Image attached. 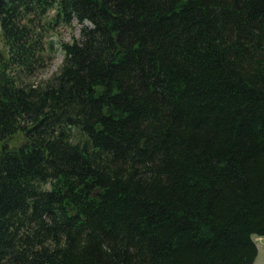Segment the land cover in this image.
<instances>
[{
	"label": "trees",
	"instance_id": "1",
	"mask_svg": "<svg viewBox=\"0 0 264 264\" xmlns=\"http://www.w3.org/2000/svg\"><path fill=\"white\" fill-rule=\"evenodd\" d=\"M0 35V264H254L264 0H0Z\"/></svg>",
	"mask_w": 264,
	"mask_h": 264
},
{
	"label": "rangeland",
	"instance_id": "2",
	"mask_svg": "<svg viewBox=\"0 0 264 264\" xmlns=\"http://www.w3.org/2000/svg\"><path fill=\"white\" fill-rule=\"evenodd\" d=\"M51 14L53 13L50 12ZM44 21L41 20L40 23ZM89 24V22H86ZM79 23L74 22L70 27L59 26L54 31H49L47 33L46 38H44V46L46 49V54H44L43 65H40L36 68V71L30 77L32 81L40 82L48 79L53 73H55L60 66L63 58L62 50L60 49L59 43L61 41H69L74 34H78L79 32ZM0 35V59L3 57L2 51L6 53V46L5 43ZM51 44V46H50ZM6 47V48H5ZM23 137L17 136L13 139V145L18 146L22 141ZM252 239L257 247V255L254 260V264H264V236L260 235H253Z\"/></svg>",
	"mask_w": 264,
	"mask_h": 264
}]
</instances>
